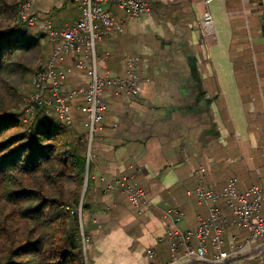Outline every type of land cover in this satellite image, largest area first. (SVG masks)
<instances>
[{"label": "crops", "instance_id": "1", "mask_svg": "<svg viewBox=\"0 0 264 264\" xmlns=\"http://www.w3.org/2000/svg\"><path fill=\"white\" fill-rule=\"evenodd\" d=\"M72 1L33 0L31 11L45 18L53 11L54 24L62 27L78 19L66 20L75 11ZM104 7L123 22V33L97 45V72L121 74L125 60L136 58L140 84L135 96H103L107 110L93 137L95 158L86 173L93 210L84 219L86 262L147 264L145 251L152 249L153 263L166 264L163 211L179 209L184 218L178 228L191 229L206 213L190 194L199 182L220 189L224 181L235 180L231 171L242 161L260 176L257 134L250 131L248 117L263 115L255 106L258 98L264 110L255 76L264 70V57L256 50L264 45V0H154L151 13L140 18ZM205 11L212 15L208 27L201 23ZM73 63L66 61L72 72L64 90L88 85L87 70H76ZM250 75L258 98L247 104ZM71 108L84 117L82 98ZM124 177L145 193L147 208L129 206L124 194L108 188ZM234 232L239 241L246 236Z\"/></svg>", "mask_w": 264, "mask_h": 264}, {"label": "trees", "instance_id": "2", "mask_svg": "<svg viewBox=\"0 0 264 264\" xmlns=\"http://www.w3.org/2000/svg\"><path fill=\"white\" fill-rule=\"evenodd\" d=\"M17 5L0 0V24L8 23L0 27V264H87L81 231L87 237L84 219L93 210L87 186L80 202L91 165L86 170L83 118L72 108L70 124L57 120L52 109L47 114L38 107L25 115L26 78L45 65L51 47L37 26L20 23ZM52 12L46 18L59 28ZM260 14L264 22L261 8ZM256 50L264 57V45ZM258 73L264 102V70ZM248 83L247 104L258 98L251 75ZM255 106L262 110L259 98ZM248 125L264 141L263 115L249 114Z\"/></svg>", "mask_w": 264, "mask_h": 264}, {"label": "built area", "instance_id": "3", "mask_svg": "<svg viewBox=\"0 0 264 264\" xmlns=\"http://www.w3.org/2000/svg\"><path fill=\"white\" fill-rule=\"evenodd\" d=\"M75 1L80 14L77 21L59 28L45 17L32 14L33 0L18 1L20 23L26 27L37 26L51 47L45 65L30 77V92L24 113L31 116L36 108L42 107L49 114L52 109L57 120L70 124V105L75 99L82 98L84 119L81 126L86 132L87 170L95 158L92 140L101 131L107 110L104 94L135 96L140 84L136 58L125 60L121 74L101 76L97 72V45L104 43L112 33H123V22L113 17L104 6H115L127 18H140L151 13L154 0ZM201 23L205 27L211 26L212 15L208 11L203 13ZM69 58L74 59V69L87 70L89 82L86 87L64 90L63 82L72 72L66 65ZM26 121L27 118L22 119L23 123ZM108 188L124 194L128 205L133 208L148 207L145 193L129 177L118 179ZM190 194L195 197L197 205L206 209V213L196 217L193 228L181 230L177 225L184 214L176 208L163 211L167 223L164 239L169 243V260L166 264H261L260 257L264 253V243L259 242L264 235L263 188L251 186L244 194H239L236 181L229 179L217 190L199 182ZM220 201H223V206H220ZM231 229L244 231L246 236L239 241ZM208 238L209 244L206 243ZM81 243L85 251L89 239L83 236L82 231ZM145 253L147 264H154L153 250L147 249Z\"/></svg>", "mask_w": 264, "mask_h": 264}, {"label": "rangeland", "instance_id": "4", "mask_svg": "<svg viewBox=\"0 0 264 264\" xmlns=\"http://www.w3.org/2000/svg\"><path fill=\"white\" fill-rule=\"evenodd\" d=\"M10 1H19V0H10ZM75 4H77V6H78V3H75ZM77 6H75V11H72L69 13V15H67L66 20H67V18L70 19V18L79 17V11L77 10ZM113 7H115V6H113ZM5 24H8V23L1 22L0 27H4ZM256 70H257V68H256ZM258 72H259V70L256 71V74H255L256 77H258V74H259ZM30 77L31 76L27 77L26 81H30ZM26 85H27V87H26L27 90H25V95H26L25 96V103L28 99V94L30 92L29 82ZM261 112L263 113V118H264V110L262 109ZM83 119H84V117H83ZM253 128H254V130H256L255 127H253ZM254 135H255V133H254ZM256 141H257V144L255 145V160H256L255 165L258 168V172H259L261 178L259 179L258 174L256 173L255 169H250L251 166H249V167L245 166L243 161H242V165L240 168H238L236 171H234V170L231 171V176H233L236 180V191L239 194H244L253 185L259 186L258 184H260V187L264 188V160H261V158H260L261 157L260 155L264 153V141L257 139V138H256ZM248 142L250 144L252 142L251 135L248 136ZM252 167H253V165H252ZM225 183H226V181H224V183L221 185L220 188H222V186H224ZM203 185L206 186L207 188L217 190V189H215V187H212L208 183L204 182ZM68 187H69V189H73V185H69ZM223 205H224L223 201H220V206H223ZM77 213H78V208H77ZM262 215L264 216V200L262 201ZM231 231L234 232L236 230L231 229ZM209 239L210 238H208L206 241L207 244H209ZM263 241H264V235L259 239V242H263ZM87 249H88V246L86 247V251H87ZM254 264H256V263H254Z\"/></svg>", "mask_w": 264, "mask_h": 264}, {"label": "water", "instance_id": "5", "mask_svg": "<svg viewBox=\"0 0 264 264\" xmlns=\"http://www.w3.org/2000/svg\"><path fill=\"white\" fill-rule=\"evenodd\" d=\"M85 186H86V175H85V178H84V182H83V185H82V191H81V196H80V202H81V200H82V198H83V194H84V192H85ZM78 215H79V217H80V206L78 207ZM82 229V228H81Z\"/></svg>", "mask_w": 264, "mask_h": 264}]
</instances>
